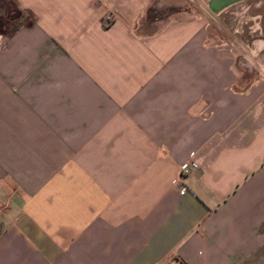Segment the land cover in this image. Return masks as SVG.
I'll return each instance as SVG.
<instances>
[{
  "label": "crops",
  "instance_id": "obj_1",
  "mask_svg": "<svg viewBox=\"0 0 264 264\" xmlns=\"http://www.w3.org/2000/svg\"><path fill=\"white\" fill-rule=\"evenodd\" d=\"M13 1L33 22L0 33V264H242L258 251L264 31L225 46L204 14L247 0L167 19L188 1Z\"/></svg>",
  "mask_w": 264,
  "mask_h": 264
},
{
  "label": "rangeland",
  "instance_id": "obj_2",
  "mask_svg": "<svg viewBox=\"0 0 264 264\" xmlns=\"http://www.w3.org/2000/svg\"><path fill=\"white\" fill-rule=\"evenodd\" d=\"M187 1V5L181 9L165 7V19L181 15H195L203 11L200 7L201 0ZM155 13L157 11L149 9L146 15L155 16ZM157 14L162 15L159 12ZM204 14L209 35L214 42L225 46L238 47L240 39L249 43L259 36L261 29L264 31V0H247L216 16ZM242 264H264V244Z\"/></svg>",
  "mask_w": 264,
  "mask_h": 264
},
{
  "label": "trees",
  "instance_id": "obj_3",
  "mask_svg": "<svg viewBox=\"0 0 264 264\" xmlns=\"http://www.w3.org/2000/svg\"><path fill=\"white\" fill-rule=\"evenodd\" d=\"M33 17L17 7L13 0H0V33H10L31 24Z\"/></svg>",
  "mask_w": 264,
  "mask_h": 264
},
{
  "label": "built area",
  "instance_id": "obj_4",
  "mask_svg": "<svg viewBox=\"0 0 264 264\" xmlns=\"http://www.w3.org/2000/svg\"><path fill=\"white\" fill-rule=\"evenodd\" d=\"M189 166L195 167L196 165L193 162L182 163L180 165L178 178L173 179V183H176L178 181V179L183 178L184 175H186L188 173ZM179 191H180V193L185 192L186 191L185 185H182Z\"/></svg>",
  "mask_w": 264,
  "mask_h": 264
}]
</instances>
